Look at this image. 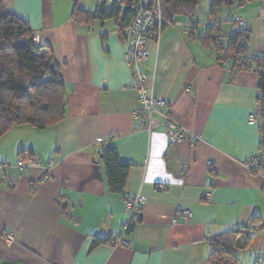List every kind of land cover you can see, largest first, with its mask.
Here are the masks:
<instances>
[{"label": "crops", "instance_id": "1", "mask_svg": "<svg viewBox=\"0 0 264 264\" xmlns=\"http://www.w3.org/2000/svg\"><path fill=\"white\" fill-rule=\"evenodd\" d=\"M0 3L30 23L38 45L49 47L66 92L60 123L45 130L15 127L0 140V166L11 165L9 181H15L11 189L0 184V264H207L209 239L251 224L252 217L264 224V177L245 164L260 141L258 125L248 123L257 105V75L219 62L199 33L191 39L187 17L174 14V0L166 6L170 24L141 69L187 136L202 137L195 148L189 139L170 144L163 117L153 119L151 133L135 118L140 101L131 89L135 80L118 20L82 23L72 16V0ZM103 5L79 0L85 12ZM126 11L122 6L118 22ZM239 14L235 32L249 31V55L264 57V1ZM208 18L204 33L216 24ZM219 21L222 35L230 34L231 25ZM104 149H115L131 165L125 199L108 187L98 157ZM21 151H30L23 163L34 158L42 165L17 168ZM211 160L216 176L208 171ZM138 195L147 203L130 244L94 246L96 238L122 233L126 200ZM252 243L264 253V229Z\"/></svg>", "mask_w": 264, "mask_h": 264}, {"label": "trees", "instance_id": "2", "mask_svg": "<svg viewBox=\"0 0 264 264\" xmlns=\"http://www.w3.org/2000/svg\"><path fill=\"white\" fill-rule=\"evenodd\" d=\"M142 0H126L123 4L104 2L105 5L97 12H85L79 9V0H72V16L82 23L94 21L105 22L118 20L121 7L126 6L124 16L117 21L116 27L125 38V30L134 18ZM264 0H212L209 8V17L219 13L225 7L240 10L246 5ZM171 0H162L163 15L166 18V6ZM200 0H174V14L187 17L190 27L187 30L189 37L194 39L199 33L197 9ZM197 21V22H196ZM226 21L237 26L236 21ZM225 24V22H223ZM167 24V23H166ZM198 29V30H197ZM213 31V30H212ZM206 32L199 37L208 48H212L216 58L222 64H229L232 71L255 72L258 78V94L256 98L255 115L259 120L260 141L259 148L264 151V57H251L248 53V44L251 33L246 29L231 31L227 36L222 30ZM66 92L59 65L55 62L49 47L36 43L34 32L29 22L18 18L13 10L5 8L0 3V140L15 127L29 126L38 130H45L60 123L66 116ZM30 151H21L19 159H24ZM259 155V154H258ZM249 158L245 163H250ZM104 165L108 187L114 194L124 199L127 180L131 165L121 162L115 149H104L98 154ZM5 170L3 180L11 189L15 181L10 180L9 172ZM262 171L256 168L253 175ZM214 173H217L216 171ZM12 177V176H11ZM264 198V187L262 189ZM252 217L251 224L236 226L226 232L208 240L210 255L207 264H245L248 260L254 264H264V253L253 246L252 240L257 231L264 229V224ZM128 231L131 234L133 228ZM112 238H96L94 246L111 242Z\"/></svg>", "mask_w": 264, "mask_h": 264}, {"label": "built area", "instance_id": "3", "mask_svg": "<svg viewBox=\"0 0 264 264\" xmlns=\"http://www.w3.org/2000/svg\"><path fill=\"white\" fill-rule=\"evenodd\" d=\"M108 3L123 4L126 0H102ZM165 22L163 15L162 0H142L139 9L134 18L128 24L125 30V41L127 44V60L132 70L134 85L131 89L134 90L139 97L140 110L135 114V118L139 120L142 126L151 133L153 126V119L157 116L163 117L168 123V139L169 143L177 144L187 140L186 131L169 119V112L162 113L168 110V103L165 100L157 98L154 92V84L150 78L142 71L143 62L150 56L151 44H157L159 37L162 34ZM190 27L189 22L185 25ZM255 113L250 115L249 123L254 125L256 122ZM190 137H192L190 135ZM42 164L39 160L30 158L27 163H23L21 159L17 162V168L23 169L25 167H40ZM11 165H1L0 171L11 169ZM145 197H138L136 199L128 198L126 200V214L128 216L124 226L125 234L117 236L112 239V243L116 244L117 240L124 239L126 246L130 243L128 239V231L133 224L140 221L141 211L140 207L146 203ZM142 208V207H141ZM5 240L8 244H12L15 239L12 235H7Z\"/></svg>", "mask_w": 264, "mask_h": 264}, {"label": "rangeland", "instance_id": "4", "mask_svg": "<svg viewBox=\"0 0 264 264\" xmlns=\"http://www.w3.org/2000/svg\"><path fill=\"white\" fill-rule=\"evenodd\" d=\"M211 2H212V0H200V3H199V7H198V9H197V16H198V20H199V22H200V32H199V36L200 35H202L203 33H204V27L206 26V24L208 23V22H210V20H209V18H208V14H209V8H210V4H211ZM219 11V13H221V15L219 16V13H217V15L216 16H214L215 18H212L213 19V23H216L215 24V26H212V27H214V29H210V31H212L213 32V34H214V31H216L217 29H218V23L220 22L219 21V18H220V20H221V23L224 21L225 22V24H227V25H231V30H233V31H236L238 28H236V26H233L232 25V23H230V22H228V21H226V19L227 20H229V21H233L234 19H235V14H239V11L236 9V8H232V9H230V11H228L225 7H223V8H221V9H219L218 10ZM240 15V14H239ZM165 22L167 23V24H165L164 25V28H163V31H162V34H163V32H164V29H165V27L168 25V24H170L166 19H165ZM197 22V21H196ZM186 25V23L184 24V26ZM205 25V26H204ZM211 27V28H212ZM162 34L160 35V37H159V42L157 43V44H159L160 43V41H161V38H162ZM209 49V48H208ZM211 49V51H212V48H210ZM143 64H144V62H143ZM167 112H169V119H171V121L172 122H174L175 124H177L175 121H174V119H173V117H172V115H171V113H170V106H168V110H167ZM253 114V113H252ZM251 114V115H252ZM256 117V122L254 123V125H251V126H256V125H258L259 126V120H258V118H257V116H255ZM248 123H249V120H248ZM178 125V124H177ZM249 125H250V123H249ZM11 132V131H10ZM188 139H189V143H190V146L192 147V148H195L196 147V145H197V142H200L201 140H202V137L200 136V135H197V134H195V135H192V137H190V136H187V140L186 141H188ZM171 144V143H170ZM20 153V152H19ZM259 154V155H258ZM258 155V158L257 159H253V161H251L250 163H245L246 164V168L249 170V172L251 173L252 171H254L256 168H260V169H262V171H260L259 172V174H257V175H259V176H262V177H264V151H261L260 150V148H259V145H258V153L255 155V156H253V157H251V158H254V157H256ZM210 163H209V165H208V171H209V173L211 174V175H213V174H215V175H213V176H216L217 174H218V172L216 171V167H215V165H213V161L211 160V161H209ZM217 172V173H214V172ZM256 175V174H255ZM138 197H144V196H141V195H138V196H135V197H133V198H130V199H136V201H137V199H138ZM146 203H147V201H146ZM145 203V204H146ZM144 204V205H145ZM144 205H142L141 207H140V211H141V215H140V217H142V211H143V207H144ZM190 216H191V213H189V212H186L185 214H184V221H188L189 219H190ZM141 220V219H140ZM137 224V223H136ZM136 224H133L132 225V227L133 226H135ZM125 229L123 228V231H122V233H120L118 236H122V235H124L125 234ZM127 242H129V239H127L126 240ZM124 243H126L125 242V240L124 239H122V240H117V243L116 244H114V243H112L111 242V244L112 245H114L115 247H118V246H126ZM130 243V242H129ZM255 257L254 256H252V262L250 261V260H248L245 264H254V262H255Z\"/></svg>", "mask_w": 264, "mask_h": 264}]
</instances>
